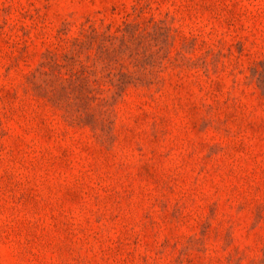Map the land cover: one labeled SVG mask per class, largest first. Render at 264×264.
<instances>
[{
	"label": "rangeland",
	"instance_id": "rangeland-1",
	"mask_svg": "<svg viewBox=\"0 0 264 264\" xmlns=\"http://www.w3.org/2000/svg\"><path fill=\"white\" fill-rule=\"evenodd\" d=\"M0 264H264V0H0Z\"/></svg>",
	"mask_w": 264,
	"mask_h": 264
}]
</instances>
